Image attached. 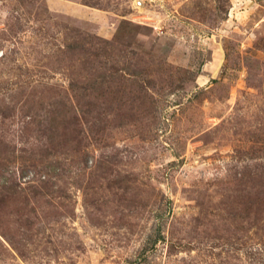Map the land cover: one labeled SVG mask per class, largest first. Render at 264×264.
Listing matches in <instances>:
<instances>
[{"label": "rangeland", "instance_id": "1", "mask_svg": "<svg viewBox=\"0 0 264 264\" xmlns=\"http://www.w3.org/2000/svg\"><path fill=\"white\" fill-rule=\"evenodd\" d=\"M0 264H264V0H0Z\"/></svg>", "mask_w": 264, "mask_h": 264}]
</instances>
